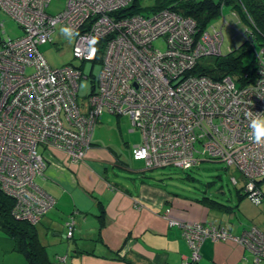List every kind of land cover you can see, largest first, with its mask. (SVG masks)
Instances as JSON below:
<instances>
[{
    "label": "built area",
    "instance_id": "1",
    "mask_svg": "<svg viewBox=\"0 0 264 264\" xmlns=\"http://www.w3.org/2000/svg\"><path fill=\"white\" fill-rule=\"evenodd\" d=\"M49 1L0 0V186L17 201L18 217L37 224L55 204L36 182L46 165L41 148L84 160L104 111L128 115L140 129L135 160L181 169L222 161L242 174L251 200L264 199V143L249 139L251 117L264 116V49L250 81L217 78L193 70L202 57L221 56L222 25L200 31L195 18L172 7L127 13L134 0H67L56 14L47 11ZM3 15L23 34L5 36ZM57 24L74 27V57L102 64L85 104L78 99L80 81L88 77L83 69L52 66L39 48L53 41ZM161 40L164 48L156 44ZM183 228L190 253L180 264L200 258L205 238L230 237L217 224L193 221ZM72 234L69 222L67 236ZM255 244L264 251V242Z\"/></svg>",
    "mask_w": 264,
    "mask_h": 264
},
{
    "label": "crops",
    "instance_id": "2",
    "mask_svg": "<svg viewBox=\"0 0 264 264\" xmlns=\"http://www.w3.org/2000/svg\"><path fill=\"white\" fill-rule=\"evenodd\" d=\"M105 115L111 120L102 112L84 160L73 162L62 149L41 148L46 165L36 182L56 201L37 223V230L56 264H180L190 253L183 231L186 223L221 224L238 237L256 224L246 218L242 219L246 224L239 219L237 223L231 213L206 206V200L166 190L161 178L154 175L157 167L133 158L132 148L142 142V133L138 141L124 134V130L131 134L134 129L127 122L123 125L122 115L116 114V123L109 127L118 126L128 149L109 140L105 143L102 130L107 126L100 124ZM168 208L171 211L166 213ZM63 212L68 213L60 226ZM168 217L179 223L169 224ZM69 222L73 224L71 236H67ZM63 242L66 251L56 249ZM9 244L8 235L0 229V264H25L22 252L5 249ZM78 249L85 252L77 253ZM243 261L264 264V256L256 260L255 254L236 239L205 238L194 264Z\"/></svg>",
    "mask_w": 264,
    "mask_h": 264
},
{
    "label": "rangeland",
    "instance_id": "3",
    "mask_svg": "<svg viewBox=\"0 0 264 264\" xmlns=\"http://www.w3.org/2000/svg\"><path fill=\"white\" fill-rule=\"evenodd\" d=\"M219 1L218 13L211 18L207 24V28L211 29L212 25L217 27H220L221 25L223 26L222 31L224 34V40L221 56L227 54L230 48L236 49L235 54H239L246 45L251 43L250 40L244 39L243 32L246 29L251 30L247 32H251L252 36L254 35L252 32L254 28L245 18L248 14L250 16V9L245 5L243 0ZM153 2L154 0H141V3L144 5ZM66 3L67 0H50L47 11L51 14L59 13L64 10ZM3 19L5 36L16 37L23 34L22 28L15 20L8 15H3ZM60 27L61 26L57 24L56 29L53 31V41L41 44L39 48L52 66L60 67L65 64H73L75 66H80L83 69L84 75L88 77H83L80 81L78 99L79 102L85 104L87 103L93 85L97 83L102 64L100 61L93 62L91 60L82 62L80 59L74 57V36L71 39L66 38L59 32ZM255 35H257V33ZM156 44L161 48L165 47V43L162 40L156 42ZM257 48L259 50L260 46L257 45ZM254 54V50L244 53L242 57L243 62H251L254 57H257ZM215 57L206 55L200 59V62L203 64L212 63ZM104 112L111 117V120H109L107 119V115H105L100 121V124H106L107 126L102 130V137L106 140L105 143L108 144L107 141L109 140L112 141V143L121 146L123 150L125 148L128 149L126 143L121 137L118 126H116L117 129H115L114 126L109 127L112 126L113 123H116L117 115L107 111ZM127 116L128 115L121 116L122 123L124 125V123L127 122L130 125V128L134 129V132L130 134L128 131L124 130V134L130 135L133 139L132 141H138L141 139V132L134 127L130 117ZM97 130L99 132V129ZM134 163L136 162L133 161V164ZM154 175L161 178L162 187L166 190L175 191L183 196L206 200L203 202L206 206L221 212L231 213L236 221L238 219L242 220L243 218H246L249 220L248 223L256 222V224H253L250 229L244 230L242 236L240 235L239 237L230 233L224 225L218 224V228H221L222 231L227 230L230 236L229 238L242 241L244 245L255 254L258 260V255L263 254L264 256V251L261 252L258 250V247L255 244L258 242V239H260L261 242H264V199L259 202L251 200L248 192H246L244 188V177L233 166H228L222 161L202 160L199 165L189 169H177L173 166L157 167L155 168ZM261 183L263 187L262 189H264V179ZM210 196L216 198L218 201L225 202L230 206L222 205L219 202L210 200ZM67 213L63 212L61 214V217L63 218L60 220L62 221L59 224L60 226H63L64 218H66ZM237 223H239V221H237ZM244 223L246 224L247 222L244 221ZM257 235L260 237H257ZM65 244L66 242L57 245L56 249L59 251H66ZM263 256H261V258ZM241 264H244V261L241 262Z\"/></svg>",
    "mask_w": 264,
    "mask_h": 264
},
{
    "label": "trees",
    "instance_id": "4",
    "mask_svg": "<svg viewBox=\"0 0 264 264\" xmlns=\"http://www.w3.org/2000/svg\"><path fill=\"white\" fill-rule=\"evenodd\" d=\"M243 2L250 9V16L249 14L246 15V21L254 28L252 30L253 36L251 32H246L243 35L244 39L250 40L251 43L246 45L239 54H235L236 49L230 48L227 54L216 56L212 63L203 64L199 62L194 68V72L207 73L217 78L230 74L233 78L243 82L250 81L255 77L254 68L257 57H254L249 63H244L242 57L244 53L252 50H254V55L258 56L264 49V0H243ZM219 4V0H154L153 3L144 5L141 0H134L133 4L127 8V13L148 14L163 7H172L184 15L195 18L201 31L207 26L211 18L218 13ZM256 33L257 35H255ZM257 45L260 46L259 50ZM197 165L199 164L194 166ZM210 200L219 202L222 205H229L211 196ZM16 205L15 198L7 194L0 186V229L8 235L10 243L5 249L22 252L27 260L25 264H56L55 259L49 254V246L39 238L37 224L18 217L14 213ZM82 252H85V250L78 249L77 251V253Z\"/></svg>",
    "mask_w": 264,
    "mask_h": 264
},
{
    "label": "clouds",
    "instance_id": "5",
    "mask_svg": "<svg viewBox=\"0 0 264 264\" xmlns=\"http://www.w3.org/2000/svg\"><path fill=\"white\" fill-rule=\"evenodd\" d=\"M59 32L69 39L77 34L74 27L70 24L60 27ZM249 126L253 130L249 135V139H251L256 144L264 143V116H252Z\"/></svg>",
    "mask_w": 264,
    "mask_h": 264
}]
</instances>
